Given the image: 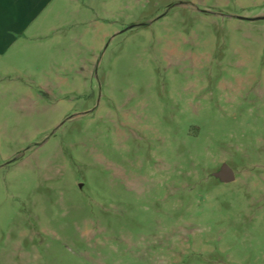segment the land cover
<instances>
[{
  "label": "rangeland",
  "instance_id": "1",
  "mask_svg": "<svg viewBox=\"0 0 264 264\" xmlns=\"http://www.w3.org/2000/svg\"><path fill=\"white\" fill-rule=\"evenodd\" d=\"M2 66L0 264H264V0H52Z\"/></svg>",
  "mask_w": 264,
  "mask_h": 264
},
{
  "label": "crops",
  "instance_id": "2",
  "mask_svg": "<svg viewBox=\"0 0 264 264\" xmlns=\"http://www.w3.org/2000/svg\"><path fill=\"white\" fill-rule=\"evenodd\" d=\"M52 0H0V70L8 53L26 36Z\"/></svg>",
  "mask_w": 264,
  "mask_h": 264
},
{
  "label": "water",
  "instance_id": "3",
  "mask_svg": "<svg viewBox=\"0 0 264 264\" xmlns=\"http://www.w3.org/2000/svg\"><path fill=\"white\" fill-rule=\"evenodd\" d=\"M213 176L220 181L228 182L234 179V172L227 163H222L219 169L213 172Z\"/></svg>",
  "mask_w": 264,
  "mask_h": 264
}]
</instances>
